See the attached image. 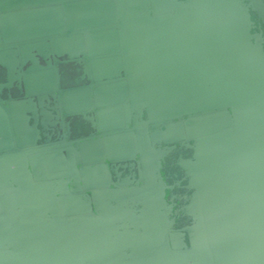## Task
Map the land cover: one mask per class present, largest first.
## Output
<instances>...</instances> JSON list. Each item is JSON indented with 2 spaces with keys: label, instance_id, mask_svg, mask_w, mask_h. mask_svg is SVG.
Wrapping results in <instances>:
<instances>
[{
  "label": "water",
  "instance_id": "1",
  "mask_svg": "<svg viewBox=\"0 0 264 264\" xmlns=\"http://www.w3.org/2000/svg\"><path fill=\"white\" fill-rule=\"evenodd\" d=\"M0 264H264V0H0Z\"/></svg>",
  "mask_w": 264,
  "mask_h": 264
}]
</instances>
